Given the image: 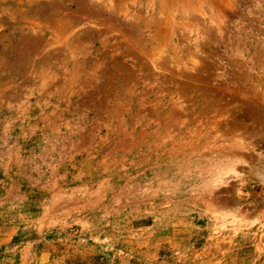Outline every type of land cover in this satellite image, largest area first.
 <instances>
[{"label": "rangeland", "instance_id": "1", "mask_svg": "<svg viewBox=\"0 0 264 264\" xmlns=\"http://www.w3.org/2000/svg\"><path fill=\"white\" fill-rule=\"evenodd\" d=\"M0 264H264V0H0Z\"/></svg>", "mask_w": 264, "mask_h": 264}]
</instances>
